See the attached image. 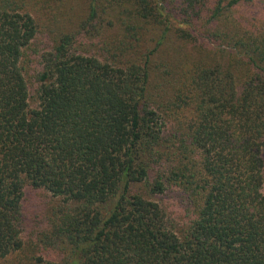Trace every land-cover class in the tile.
Returning <instances> with one entry per match:
<instances>
[{"label": "trees", "instance_id": "1", "mask_svg": "<svg viewBox=\"0 0 264 264\" xmlns=\"http://www.w3.org/2000/svg\"><path fill=\"white\" fill-rule=\"evenodd\" d=\"M242 1L0 0V257L31 188L65 203L46 236L69 253L41 264H264V17ZM179 18L209 62L180 60Z\"/></svg>", "mask_w": 264, "mask_h": 264}, {"label": "rangeland", "instance_id": "2", "mask_svg": "<svg viewBox=\"0 0 264 264\" xmlns=\"http://www.w3.org/2000/svg\"><path fill=\"white\" fill-rule=\"evenodd\" d=\"M242 2L243 3L236 6L235 9L244 10L243 14L245 13V16L248 15L246 16L247 19L250 17V14H253L256 19L264 17V0H245ZM234 15H237V13L234 12ZM177 19H175L176 22H179L177 24L184 30L189 29L188 32L191 35L190 39L183 38L184 43H182L183 49L181 52L184 53V56H182L180 60L183 62L186 61L188 65L192 62L196 63L197 60L203 57V59L209 62L212 49L208 51L210 47L203 50V47L197 46L198 41H196V38L199 39L200 33H195L185 22L180 21V18L179 20ZM177 24L175 25L176 27H178ZM53 27H57V23L53 22ZM107 33L111 34L108 31ZM45 35L42 36V39L39 38L36 40L35 43L28 48V53H31L36 47L43 45ZM200 37L205 36L202 35ZM201 41H203V43L206 42L209 46L212 45L207 38ZM163 54L164 52H162L161 55L167 58L166 61H170L169 59L173 57V52L170 48L166 50L165 55ZM205 54H208V56H205ZM226 58L227 57L223 60L221 59L222 62H224ZM28 59L32 61L31 58ZM172 61L174 60L172 59ZM178 73H180V71H178L177 74ZM31 74L32 73L27 75L28 80H32ZM183 115H187V118H190L192 112L187 110ZM174 194V192L166 191L165 193L155 194L152 198L157 200L161 205L169 222H171L176 229H179L185 224L187 216L186 213H181L182 205ZM23 207V224L21 228L22 246L19 250L11 252L4 257H0V264H41L40 259L52 262H62L66 259L69 251H67L62 241L60 239L51 240V237L48 238L46 236L47 234L51 235L52 224L60 214V209L65 207V203L61 197H54L49 194V192L41 189L27 188L24 195Z\"/></svg>", "mask_w": 264, "mask_h": 264}]
</instances>
